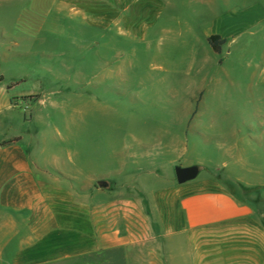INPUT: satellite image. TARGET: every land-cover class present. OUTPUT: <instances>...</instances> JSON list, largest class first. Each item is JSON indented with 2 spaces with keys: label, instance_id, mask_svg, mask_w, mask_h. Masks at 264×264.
<instances>
[{
  "label": "rangeland",
  "instance_id": "1",
  "mask_svg": "<svg viewBox=\"0 0 264 264\" xmlns=\"http://www.w3.org/2000/svg\"><path fill=\"white\" fill-rule=\"evenodd\" d=\"M45 1L0 0V92L32 96L0 112V137L23 135L33 160L81 180L140 163L160 180L198 167L194 181L223 180L240 197L238 183L264 187V24L215 55L205 37L224 8L143 0L150 8L133 32Z\"/></svg>",
  "mask_w": 264,
  "mask_h": 264
},
{
  "label": "crops",
  "instance_id": "2",
  "mask_svg": "<svg viewBox=\"0 0 264 264\" xmlns=\"http://www.w3.org/2000/svg\"><path fill=\"white\" fill-rule=\"evenodd\" d=\"M248 1L253 3L246 7ZM198 2L227 10L211 23L207 45L210 37L226 43L264 24V0L180 1L186 6ZM143 3L44 4L47 10L72 5L74 15L90 18L96 27L124 25L134 32L150 8ZM163 3L164 8L172 5ZM236 8L242 11H229ZM11 91L1 90L0 112L29 105L23 100L32 96ZM30 148L23 135L0 137V264H111L116 255L126 264H264L262 185L237 182L240 197L223 180L178 185L160 180L157 170L144 171L140 163L118 164L109 180H81L79 170L70 175L58 162L33 160ZM99 182L106 187H98ZM164 253L168 260H158Z\"/></svg>",
  "mask_w": 264,
  "mask_h": 264
},
{
  "label": "water",
  "instance_id": "3",
  "mask_svg": "<svg viewBox=\"0 0 264 264\" xmlns=\"http://www.w3.org/2000/svg\"><path fill=\"white\" fill-rule=\"evenodd\" d=\"M175 180L178 185H184L186 183L194 181L199 175L198 167L189 168H175L174 170ZM98 187L105 188L106 184L99 182Z\"/></svg>",
  "mask_w": 264,
  "mask_h": 264
},
{
  "label": "trees",
  "instance_id": "4",
  "mask_svg": "<svg viewBox=\"0 0 264 264\" xmlns=\"http://www.w3.org/2000/svg\"><path fill=\"white\" fill-rule=\"evenodd\" d=\"M207 43H208L209 47L211 48V50L216 55H219L221 53V47L224 45V41H222L220 38L210 37V38H208ZM4 145H8V144H4Z\"/></svg>",
  "mask_w": 264,
  "mask_h": 264
}]
</instances>
